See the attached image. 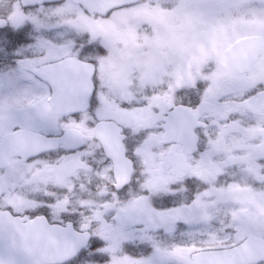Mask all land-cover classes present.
Segmentation results:
<instances>
[{
    "label": "snow or ice",
    "instance_id": "6c2138e0",
    "mask_svg": "<svg viewBox=\"0 0 264 264\" xmlns=\"http://www.w3.org/2000/svg\"><path fill=\"white\" fill-rule=\"evenodd\" d=\"M136 7L115 4L98 18L111 21L117 12H133ZM230 7V4L210 3L202 11L213 18ZM247 11L264 17V0L259 6L249 5ZM128 31H136L135 26H130ZM248 38L257 55L264 57V27L254 29ZM135 56L136 49L118 44L108 29H94L71 39L52 28L33 34L31 27H0V79L17 93L9 110L14 108L21 113L20 117H11V127L34 132L38 137V150L29 158L31 164L39 166L42 153L61 152L59 144L42 143L57 139L58 134L52 131L57 125L67 135L69 123L83 122L81 117L85 113L91 114L95 123L102 108L110 107V95L128 94L123 77L134 69ZM147 59L158 61L164 69L160 73L162 77L168 66L176 63L155 53ZM208 63H214L215 69L203 73L205 83L197 81L193 86L197 94L190 100H184L183 89L174 90L168 78L153 88L151 95L145 91L144 106L156 107L151 101L170 93L172 102L161 107L159 115L167 122L163 125L166 130L169 127L179 130L188 122L189 114H195L198 126L207 127L204 121L212 120L220 107L219 101L228 97L225 104L247 106L246 110L264 123V64L245 65L227 52L210 53ZM144 87L147 90L149 86ZM64 106H72L73 111L60 114L58 109ZM131 109V102L122 99L120 111ZM207 140L211 146V136ZM193 151L201 157L205 155L198 146ZM64 158L63 154L58 156ZM39 170L38 167L34 171ZM245 171L255 173L256 169L249 163ZM225 176V172L211 174L209 180L201 181L205 185L203 190L194 191L190 202L178 208L159 210L132 200L118 209L110 208L108 212H114L110 223L106 218L108 212L87 215L81 211L84 204L74 210L66 193L61 196L47 186L41 188L42 181L33 179L31 172L6 171L0 176V264H105L106 259L110 264V258L98 254L104 250L101 238L96 235L100 231L126 238L138 232L147 234L149 239L145 243L151 252L133 258L139 264H172L169 257L175 250H184L188 255L204 253L202 264H226L241 249L248 253V264H264V174L258 180L242 175L221 182ZM113 187L120 192L115 184ZM214 221L221 225L219 229L212 230ZM161 231L173 239L168 248L154 242L153 234ZM177 233L187 237L188 243H175Z\"/></svg>",
    "mask_w": 264,
    "mask_h": 264
},
{
    "label": "flooded vegetation",
    "instance_id": "af4514ba",
    "mask_svg": "<svg viewBox=\"0 0 264 264\" xmlns=\"http://www.w3.org/2000/svg\"><path fill=\"white\" fill-rule=\"evenodd\" d=\"M188 1L199 4L202 2L207 4L213 2L216 4L218 2V4H230L232 7H230L231 11L227 15L228 19H225L226 26L229 27L226 36L198 37L194 43L200 52L193 53L194 59L185 67V72L182 62L176 68H167L165 75L163 77L160 75L158 85L156 84L153 87H159V85L164 84L170 78L172 84L175 85L174 90L176 88L183 89L184 100H190V97L197 94L193 88L197 81L205 83L203 73L215 69L214 63H208L212 52L232 53L238 62L245 65L253 62L264 64V57L257 55L252 41L248 38V34L254 29L264 27V17H261L257 12L247 11L249 5L259 6L262 0ZM157 3L160 4L158 5ZM186 4L184 1H181V3H164L162 0H136L134 4L125 5H136L135 11L144 10V14L147 17L148 23L142 26L145 34L142 35L140 32L138 34V36L140 35L139 38L136 39V43L141 46L142 56L146 59L153 53L160 56L159 58H169V55L172 58L173 53L179 54L180 57L183 56L185 51L181 35L182 18L178 15V12L183 11V7ZM108 7L110 6H104V0H0V27L5 25L15 29L31 27L33 34H35L41 30L40 28H54L51 27V24L59 19L57 15L61 12L64 13L68 21L74 23L75 27L77 23H79V26L86 27H88L87 23L91 25L104 24V27H107L114 22V19L109 21L98 17ZM164 12L168 13L165 14ZM238 15L249 17V19L242 20L241 24H236L235 18ZM155 20H158L156 22L158 25L157 27L155 25V29L152 31L151 22ZM173 25L175 26L174 29ZM235 29L237 30L234 31ZM232 33L235 34L233 35ZM16 96L17 93L9 89L4 80L0 79V176H3L6 171L15 169H19L21 172H31L33 173V179L42 181L41 188L47 186L49 190H54L61 196L66 193L74 210L77 208V203L78 206L80 204L85 205L88 200L89 189L93 193L89 197L92 198L95 195L96 203H105L106 201L115 203L114 207L111 208L113 210L120 208L119 204L132 200L136 193L143 194L148 200L150 190H142L143 187H147V184L143 180H138L141 175L170 178L169 188L174 195L167 196L160 193L161 196H151V201L155 200L157 206H160L159 203L166 202L165 200L178 199L176 195L178 193L183 192V194L185 193L192 197L194 191L200 192L205 187L201 181L209 180L213 173L217 175L220 173L218 170H220L222 164L218 165V168L208 163L205 165V157L214 149V137H217V135L219 138L226 136L227 141L233 142L236 146L238 142L243 144L245 141L243 136L250 134L249 143L239 147V150H242L245 157L260 155L259 158L255 159V166L258 171L264 174V123H260L253 112L247 111V106L238 107L231 103L225 104L224 100L230 99L228 97L219 101L220 107L218 111L213 113V119L204 121L207 127L198 126L195 115L188 119L189 123H186L189 126L187 129L191 128L193 135L197 139V146L200 152L205 153L203 157H201L199 152H194V149L185 144V142L184 144L177 142V137H188V134L184 133L182 125L179 130H173L171 127L166 130L163 125L167 122L161 116L157 122L142 129V134L130 135L127 128L116 119L99 116V120L93 123L91 114L85 113L81 117L83 122L79 124L75 122L69 123L67 135H65V130L59 125L52 129L58 134L57 139L43 141L42 143L44 146H55L57 143L60 145L61 152L42 153L41 164L37 166L31 164L29 158L38 150V137L34 132L22 131L11 127V117L21 116V113L14 108L11 111L9 110V106ZM177 102H179V98H177ZM103 121H115L124 128L127 156L132 161L134 168L132 178L128 182L116 179L115 165L108 160L100 141L96 138V128ZM234 129L237 131H233ZM149 132L155 134L149 135ZM207 136H211L213 140L211 146L208 144ZM60 137H64V139H60ZM143 138L145 139L142 140ZM137 142L140 144L133 147V144ZM92 143H96L99 146L100 152L105 160L108 161L107 172L110 173L111 180L98 179L94 181V185H89L86 174V152L92 146ZM156 145H160L163 150L162 155L159 157H156L151 152L152 147ZM65 148H69L72 151L64 153L63 150ZM61 154L65 156L64 159H58ZM81 156H83V160H76L75 164H73V159ZM183 156H186L188 164L181 162L183 159H180V157ZM66 165L68 167L65 169ZM70 166H74V171L69 168ZM38 167L41 170L34 171ZM185 171H187L186 174H184ZM62 176H65L66 179L63 180ZM226 180H228V176L221 177V182ZM189 181H191L190 184ZM113 184L116 185V188H120L119 193L115 191ZM18 191L24 190L18 189ZM181 199L185 201L183 198ZM151 201L148 200V203H151ZM102 209L101 206L99 210L103 211ZM108 209L110 207L106 208V212H108ZM85 210L86 206L81 209L86 214ZM108 213L110 215L114 214V212ZM107 219L112 223L111 216ZM108 234L110 233L107 231L96 233V235L100 236ZM123 247H126V245ZM127 247L132 246L127 244ZM146 251L150 250L147 249ZM194 254L191 255V264H194Z\"/></svg>",
    "mask_w": 264,
    "mask_h": 264
},
{
    "label": "rangeland",
    "instance_id": "374dc122",
    "mask_svg": "<svg viewBox=\"0 0 264 264\" xmlns=\"http://www.w3.org/2000/svg\"><path fill=\"white\" fill-rule=\"evenodd\" d=\"M164 3H181L184 1L186 5L183 7V11L178 12V15L182 18V45L185 53L182 57L180 55L173 53L172 58L169 55V58L176 61V63L168 66V69H173L178 67V64L182 62L185 67L189 65V62L192 61L193 53L200 52V50L196 47L195 41L198 37L202 36H226V32L229 27L226 26L225 19H228V13L231 11V8L227 10H222L216 14L215 17L209 18L202 11V7L207 5V3H194L189 2L188 0H162ZM213 3V2H212ZM158 5L160 3H157ZM218 4V2L216 3ZM133 13V14H132ZM167 14L168 12H164ZM59 19H57L51 27L52 29H57L59 32L65 34L66 38L78 39L82 37L84 34L91 32L94 29H108L112 32V36L114 37V41H116L121 46L128 48L134 47L136 49V56L132 60V64L135 66L134 69H130L129 72L123 77L124 85L129 89L127 95H120L118 93H113L108 97L109 108H102L99 113L100 117L104 118H113L119 121L127 130L130 135L142 134V129L147 128L150 124H154L160 118V108L167 107L172 102L171 94H162L151 103L156 107H146L143 102V94L147 91V94H152V90L154 85H158V80L160 79V73L164 72V69L160 66L157 60L153 59L148 62V60L142 56L141 54V46L136 43V39L139 38L138 34H145L143 31V25L148 23L147 17L144 14V10H137L133 12H122L118 13L114 18V22L110 23L107 27L103 25H91L87 23L86 26H79L77 23L76 27L74 23L68 21L63 12L57 15ZM249 17H244L238 15L235 20L236 24H241L242 20H248ZM158 20L151 22L152 31L155 29V25L157 27ZM130 26H135L136 31L129 32L128 29ZM69 27V28H68ZM234 27V26H233ZM175 26L173 25V29ZM45 30V28H40ZM49 29V28H46ZM235 29L234 31H236ZM134 34V35H133ZM233 35L235 33H232ZM154 40V38H153ZM190 47V48H189ZM160 57V56H158ZM145 85L149 87L147 90L145 89ZM175 85H173V88ZM122 99L129 100L132 104V109L128 112L120 111V102ZM136 101H140V103H136ZM4 103V102H1ZM237 131V130H233ZM220 136V135H219ZM245 141L243 144L238 142L235 146L233 142L227 141V137L219 138L215 136L214 142L215 147L208 156L205 157L206 162L205 165L211 164L215 165V168L220 166V172L225 171L227 173L228 179L235 176L237 178L242 175H248L250 180H258L259 175H262L261 171H258L255 166V159L259 158L260 155H251L245 157L242 153V150H239V147L245 146V143H249L251 136L247 134L243 136ZM143 138L142 140H144ZM244 140V139H242ZM141 142V141H140ZM140 144L139 142L134 143L133 147ZM238 147V148H235ZM152 153L155 154L156 157L162 155L163 150L160 145H156L152 147ZM86 174L88 177L89 185L95 183V180L102 179L104 181H110V173L108 170V161L105 160L102 153L99 150V146L96 143H92V146L86 152ZM85 153V154H86ZM76 160H83V156L76 157L73 159V164H75ZM249 163H252L256 169L255 173H246V169L248 168ZM247 165V168H246ZM68 165L65 166V169ZM74 166H70L69 168L73 170ZM64 169V170H65ZM226 169V170H225ZM74 171V170H73ZM110 171V168H109ZM62 179L65 180L66 177L62 176ZM138 180H143L147 187H143L142 190H150L151 196H161L160 193L166 194L167 196H173V191L170 190V178L166 177H158V176H143L141 175ZM171 181V180H170ZM94 185V184H93ZM152 186V187H151ZM259 187V184L256 185ZM93 193L88 191V200L85 203L86 206V214L87 215H95L97 213L103 215L106 213V208L114 207L115 203H96L95 195L92 196ZM178 199L165 200L164 203H159L160 206H157L155 200H152L151 203H148L146 197L141 193H136L132 197V201H136L137 203L148 205L149 207H155L159 210H165L168 208H178L179 205L190 202L191 196L186 195L185 193L176 194ZM189 197V198H188ZM183 198L185 201H183ZM158 199V198H157ZM168 199H170L168 197ZM124 203L119 204L121 207ZM102 206V210H99ZM78 207V203H77ZM99 208V209H97ZM91 210V211H90ZM111 215L108 213L107 217ZM183 227V226H181ZM221 225L218 222H213L212 230L219 229ZM155 237V243L158 245H162L165 248H168L172 243L173 239L170 236H166L163 231L159 234H153ZM101 238V242L104 245V250L98 253L101 256L106 258H110V264H139L138 260H134L133 258H139L141 256H146L151 252V249L147 246V241L149 236L145 233H135L134 235H129L127 238L123 235L119 237H113V235L108 234L105 236L97 235ZM207 237H204L206 239ZM175 243L177 244H186L188 243L187 237L180 236L179 233L175 236ZM127 244H130L132 247H127ZM126 245V247H123ZM149 249L150 251H146ZM193 254V253H192ZM191 254V255H192ZM191 255H188L184 250H175L170 255L169 259L172 261V264H191ZM105 264H109V261L106 259Z\"/></svg>",
    "mask_w": 264,
    "mask_h": 264
},
{
    "label": "water",
    "instance_id": "95a60500",
    "mask_svg": "<svg viewBox=\"0 0 264 264\" xmlns=\"http://www.w3.org/2000/svg\"><path fill=\"white\" fill-rule=\"evenodd\" d=\"M135 2L134 0H124L121 2H110L104 0L105 6H112L115 4H128ZM73 111L72 106H64L58 109L60 114ZM181 113L183 109L179 110ZM195 114H189V118ZM189 123V122H187ZM183 125V124H182ZM186 126V123H185ZM122 128L114 122H102L96 128L97 139L103 144V148L107 157L115 164V177L118 180H124L128 182L131 179L134 168L132 161L126 156V148L124 144L125 136L123 135ZM190 142L189 135L186 139ZM204 253H196L193 255L194 264H202L204 260ZM62 259V257H61ZM226 264H248V253L241 249L240 251L233 253L231 257L226 261Z\"/></svg>",
    "mask_w": 264,
    "mask_h": 264
}]
</instances>
